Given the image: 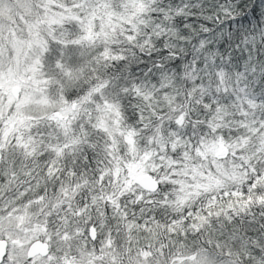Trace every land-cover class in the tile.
<instances>
[{
    "label": "snow or ice",
    "instance_id": "1",
    "mask_svg": "<svg viewBox=\"0 0 264 264\" xmlns=\"http://www.w3.org/2000/svg\"><path fill=\"white\" fill-rule=\"evenodd\" d=\"M0 264H264V0H0Z\"/></svg>",
    "mask_w": 264,
    "mask_h": 264
}]
</instances>
